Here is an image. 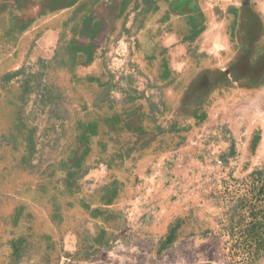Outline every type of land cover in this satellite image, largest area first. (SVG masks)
I'll return each instance as SVG.
<instances>
[{"label":"rangeland","instance_id":"1","mask_svg":"<svg viewBox=\"0 0 264 264\" xmlns=\"http://www.w3.org/2000/svg\"><path fill=\"white\" fill-rule=\"evenodd\" d=\"M141 1L106 21L91 67L72 48L106 0H0V264H264L243 246L264 218V108L193 120L233 63L178 76L176 45L143 48Z\"/></svg>","mask_w":264,"mask_h":264},{"label":"crops","instance_id":"2","mask_svg":"<svg viewBox=\"0 0 264 264\" xmlns=\"http://www.w3.org/2000/svg\"><path fill=\"white\" fill-rule=\"evenodd\" d=\"M117 2L120 9L114 18L116 26L125 17L128 5L135 0ZM142 2L144 5L150 4V8H144L146 19L155 20L154 27L144 30L140 35L143 48L145 51L150 50L151 56L158 58L166 47L176 45L169 53L172 59L170 67L172 70L176 69L178 76H183L185 69L187 73L193 70V76L197 71L209 69L212 63H232L249 51L254 56H260L264 52V0H143L139 4L142 5ZM217 9L226 13L224 19L216 14ZM54 35L51 32L44 43L51 44L55 39ZM152 35L155 36L154 42L149 40ZM188 45H192L191 53L194 56L200 52L208 56L198 70H195V59L191 58V53L186 58L181 56L185 54ZM94 64L88 63L91 67ZM189 82L190 79L187 83ZM262 83L224 82L212 87L208 97L202 102V109L192 119L200 117L203 123L223 124L226 122V115L236 114L238 111L243 114V110L249 115L248 110L264 108V93L255 91ZM228 86L230 91L226 92L225 87ZM230 110L235 112L231 113Z\"/></svg>","mask_w":264,"mask_h":264},{"label":"flooded vegetation","instance_id":"3","mask_svg":"<svg viewBox=\"0 0 264 264\" xmlns=\"http://www.w3.org/2000/svg\"><path fill=\"white\" fill-rule=\"evenodd\" d=\"M113 0H106L105 5H108L105 9L106 15L104 13L91 15L93 21V27L92 28H86L88 33V41L85 44H79L77 46L84 47L87 49V51H90L91 54V60L87 61V58L89 57L88 52L83 53L79 52L76 55H81V65L82 66H89L88 63H95L96 56H97V50H96V40L100 36L101 32L103 31L105 27L106 21L114 18L118 15V11L120 9V5L117 2V0L113 1V6L110 4V2ZM111 13V14H109ZM108 15V16H107ZM83 26L81 25L80 33H85ZM84 57V58H83ZM254 57V59L252 58ZM240 60H242L244 63H247L249 70L247 69L242 70L240 73L237 72L238 68L236 66V63H240ZM233 64L229 65L227 69L224 70V75L221 78H215L212 82V85H218L224 82L227 83H260L261 79L264 78V52L260 56H254V54L249 51L247 53H244L242 57H240L239 60H236L232 62ZM258 67V69H257ZM253 75V76H252ZM206 81V80H205ZM208 83V82H206ZM210 83L206 84L209 85ZM205 91H203V94ZM202 95V93H201Z\"/></svg>","mask_w":264,"mask_h":264},{"label":"trees","instance_id":"4","mask_svg":"<svg viewBox=\"0 0 264 264\" xmlns=\"http://www.w3.org/2000/svg\"><path fill=\"white\" fill-rule=\"evenodd\" d=\"M76 2L77 0H50V3H51L50 10L69 8V7H72ZM92 21L93 19L91 15H86L82 18L81 25L84 28L83 30L84 32L85 31L87 32L86 28L93 27ZM72 51L74 52V54H77L79 52H83V53L88 52L89 57L87 58V61L91 60V54L89 53L90 51H87V49H85L84 47L75 45L72 48ZM195 100L199 101L198 103L199 105L200 101L202 100L201 93L198 94ZM90 128H92V131H90L91 132L90 134L91 135L95 134L96 128L94 127L93 124L90 125ZM88 138H89L88 136H83V139L85 141L84 142L85 148H87ZM257 194L259 196L264 197V181H262V183L260 184ZM246 232L249 233L250 239L248 241H245V243H243L244 244L243 246H246L248 248V251L252 255V258H258L261 253H264V218L262 220L252 221L248 229H246ZM172 239L173 237L170 235V237L168 238V242L171 243Z\"/></svg>","mask_w":264,"mask_h":264}]
</instances>
